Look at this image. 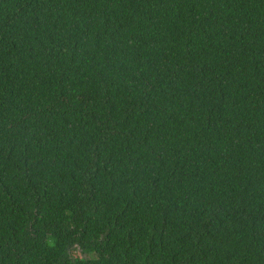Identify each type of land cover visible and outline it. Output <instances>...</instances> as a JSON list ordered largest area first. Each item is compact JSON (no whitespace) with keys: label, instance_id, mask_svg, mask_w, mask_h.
I'll use <instances>...</instances> for the list:
<instances>
[{"label":"trees","instance_id":"trees-1","mask_svg":"<svg viewBox=\"0 0 264 264\" xmlns=\"http://www.w3.org/2000/svg\"><path fill=\"white\" fill-rule=\"evenodd\" d=\"M0 264H264V0H0Z\"/></svg>","mask_w":264,"mask_h":264}]
</instances>
